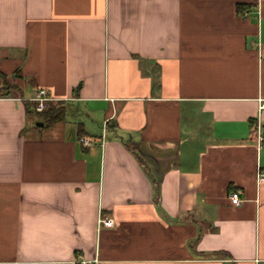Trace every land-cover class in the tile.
<instances>
[{"label":"crops","instance_id":"obj_1","mask_svg":"<svg viewBox=\"0 0 264 264\" xmlns=\"http://www.w3.org/2000/svg\"><path fill=\"white\" fill-rule=\"evenodd\" d=\"M0 93V264H264V0H0Z\"/></svg>","mask_w":264,"mask_h":264},{"label":"built area","instance_id":"obj_2","mask_svg":"<svg viewBox=\"0 0 264 264\" xmlns=\"http://www.w3.org/2000/svg\"><path fill=\"white\" fill-rule=\"evenodd\" d=\"M51 100L48 96V93L45 90H40L36 96V98L33 99V102L35 104V109L37 112H42L45 110L46 103ZM264 111V101L262 100L260 103V112ZM260 126V125H259ZM83 144L87 147H90L92 143L88 139L82 140ZM258 181L264 182V172L260 171L258 174ZM229 199L232 203V205H240L242 203V197L240 194V191H233L230 193ZM114 220L107 217H102L100 220V224L104 225L107 228H113L114 226ZM80 264H94L93 262L89 261H82Z\"/></svg>","mask_w":264,"mask_h":264},{"label":"trees","instance_id":"obj_3","mask_svg":"<svg viewBox=\"0 0 264 264\" xmlns=\"http://www.w3.org/2000/svg\"><path fill=\"white\" fill-rule=\"evenodd\" d=\"M245 6L240 4L238 6V12L241 13L244 11ZM1 94V93H0ZM64 102H58L56 105L53 103H48L46 110L42 113H36L37 118L40 121H43L46 127H52L53 125L57 124L58 122L64 121L67 117L66 108L63 107ZM26 108L29 110L31 108V102H26ZM63 107V108H60ZM139 161L143 163V159L140 157L137 151H135ZM235 191L232 190L231 192ZM156 193H159V189H157Z\"/></svg>","mask_w":264,"mask_h":264},{"label":"rangeland","instance_id":"obj_4","mask_svg":"<svg viewBox=\"0 0 264 264\" xmlns=\"http://www.w3.org/2000/svg\"><path fill=\"white\" fill-rule=\"evenodd\" d=\"M48 103H52L51 100H49V101L46 103L45 110H46V108H47V106H48ZM56 103H57V102H56ZM53 104H55V103L53 102ZM55 105H56V104H55ZM62 105H63L64 108H67V107H65L66 105H64V103H63ZM63 107L60 106V108H63ZM34 112H36V113H42V112H44V110H43L42 112H37L36 109H35V104H34ZM33 118H34V123L36 124V126H37V123H43V124H44L43 121H39V122L37 121L38 119H37V116H36V115H35ZM44 125H45V124H44ZM45 128H48V129H49L50 127H45Z\"/></svg>","mask_w":264,"mask_h":264},{"label":"water","instance_id":"obj_5","mask_svg":"<svg viewBox=\"0 0 264 264\" xmlns=\"http://www.w3.org/2000/svg\"><path fill=\"white\" fill-rule=\"evenodd\" d=\"M37 125L40 126V127H43L44 126L43 123H38Z\"/></svg>","mask_w":264,"mask_h":264}]
</instances>
